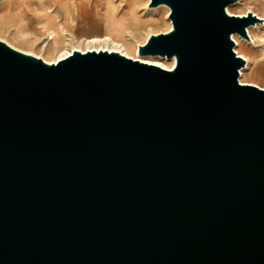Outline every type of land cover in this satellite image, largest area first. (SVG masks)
I'll list each match as a JSON object with an SVG mask.
<instances>
[{"label":"water","instance_id":"obj_1","mask_svg":"<svg viewBox=\"0 0 264 264\" xmlns=\"http://www.w3.org/2000/svg\"><path fill=\"white\" fill-rule=\"evenodd\" d=\"M235 1L149 0L171 27L137 57L0 38V264H264V87L234 39L262 18Z\"/></svg>","mask_w":264,"mask_h":264},{"label":"bare ground","instance_id":"obj_2","mask_svg":"<svg viewBox=\"0 0 264 264\" xmlns=\"http://www.w3.org/2000/svg\"><path fill=\"white\" fill-rule=\"evenodd\" d=\"M44 2V0H36L30 16L35 17L44 28L43 30H46L47 40L44 41L43 46L48 47L49 50L59 52L62 44H68L74 38L83 36L87 47L78 49H114L130 55L127 49L132 47V38L137 35L139 30L136 26H131V24H137L138 21V16L134 13L136 5L134 0H125L124 6L120 10H117L118 4L115 0H58V4H45ZM261 4L264 8V1ZM230 6L231 4L227 6L228 11H230ZM77 8H80L78 18ZM10 21V18H4L0 20V24L4 28L12 27L17 35L24 33V17L21 20H14L12 24ZM254 26L256 25H251L248 28L250 41L253 40L251 30ZM234 39L237 45L245 46L243 42L241 43L243 38L240 35L234 34ZM25 41L28 42V40ZM91 43L96 46L92 47ZM74 48L76 47L65 50L60 53L59 57L70 53ZM244 57L247 59V63L240 69L241 75L249 67V59ZM141 58L143 59V57ZM162 58H165L166 61L152 62L165 67H171L174 64L173 57ZM250 73L264 82V64L260 60L256 58L253 60Z\"/></svg>","mask_w":264,"mask_h":264},{"label":"rangeland","instance_id":"obj_3","mask_svg":"<svg viewBox=\"0 0 264 264\" xmlns=\"http://www.w3.org/2000/svg\"><path fill=\"white\" fill-rule=\"evenodd\" d=\"M36 0H2L0 1V20L4 18H10V24L14 20H21V18H25V26H24V33L21 35H17L12 27H2L0 24V38L7 41L12 46L24 50L30 51L38 56H41L47 61L54 60L59 57L60 53L64 52L65 50H69L73 47L76 48H86L87 44L85 40H83V36H79L74 38L68 44H62L61 49L59 52L49 50L48 47L43 46L45 44L44 41L47 40L46 30L44 31L37 22L35 17H31V13L33 10V5ZM45 4H58V0H44ZM118 4L117 10H120L122 6H124L125 0H115ZM135 10L134 13L138 16L137 24H131L133 27H137L138 33L137 35L132 38V44L130 49L128 48V53L130 56L137 57V45L142 43L146 37L150 33H157L163 32L168 30L171 27V21L168 18L169 7L166 4H159L154 7H149L148 2L149 0H134ZM264 0H236L235 2L231 3L230 12L236 14L245 13L248 9H251L255 13H257L261 18V22H257L252 27V37L253 40H249L247 38H243L241 43L243 42L245 46H241L240 44H235V50L249 59V67L245 69L244 73L239 75V79L242 82H251L255 83L261 87H264V82L256 76H253L250 73L251 68L253 66V60L256 58L260 60L264 64V8H262L261 2ZM61 5V4H59ZM62 6V5H61ZM79 9L77 8V18L79 17ZM168 9V11H167ZM135 22V21H134ZM74 29V27H71ZM130 39V36L128 35ZM25 40H28L25 41ZM236 42V41H235ZM92 47H95L96 44L91 43ZM143 57L145 60L155 61V62H164L166 61V56H159V55H147V56H140ZM168 58V57H167ZM172 58V57H171ZM174 58V57H173ZM247 63V59H246Z\"/></svg>","mask_w":264,"mask_h":264}]
</instances>
